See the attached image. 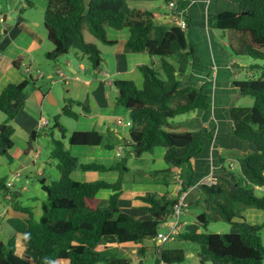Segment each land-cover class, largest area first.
Wrapping results in <instances>:
<instances>
[{"label": "trees", "instance_id": "1", "mask_svg": "<svg viewBox=\"0 0 264 264\" xmlns=\"http://www.w3.org/2000/svg\"><path fill=\"white\" fill-rule=\"evenodd\" d=\"M127 1L148 0H46L43 25L53 49L45 57L56 61L57 57L73 50L77 57H86L93 70L97 69L102 62L101 53L96 44L85 41L84 24L94 38L106 44L114 43L107 39L106 28H126L129 34L124 46L127 50L146 51L151 58L158 57L161 73L153 69V65H139L141 88L131 80L116 79L113 82L117 90L115 104L128 110L130 122L129 138L122 146L129 148L135 157L152 153L155 147H163L167 167L153 174L170 175L177 169L185 170L179 175V184L181 192H186L195 185L190 164L201 152V136L208 140L212 138L205 128L177 131L170 127L177 116L209 107L202 86L179 87V77L193 65L194 49L186 36L188 18L184 15V8L178 7L181 0H177L170 9L173 16L183 9L185 29L176 23L155 21L153 13L148 10L127 8ZM168 1L165 0L167 6ZM233 1L237 10L216 14L211 26L224 33L232 57L264 61V0ZM20 20L19 17L17 22ZM18 63L19 58L13 61L15 66ZM246 68L253 75L235 81V85L242 96L251 98L253 102L250 107H232L230 117L233 135L250 143L253 150L238 159L237 175L230 171L228 175L216 176L215 183L211 185L198 184L195 202L187 199L191 191L187 192L182 209L196 204L204 209L196 216V229L199 231L181 230L174 237L198 245V252L203 255L201 262L263 264L264 261V246L259 235L264 222L235 221V218H243L242 212L247 208L264 210V194L259 196L254 192L255 187L264 186V66L252 63ZM29 80L32 82L31 78ZM30 82L25 79L17 84L9 83L0 92V112L5 115L0 123V157L13 146L11 122L25 103ZM73 105L89 110L87 105L69 100L61 112L76 119L79 115L72 110ZM59 128L64 138V129ZM35 136L36 131H32L27 149L31 148ZM102 140V135L95 130L72 131L67 136L71 146H97ZM50 157L58 161L60 178L49 183L45 179L40 180L46 197L41 203L38 220L23 208L19 211L27 214L26 218L7 220L9 226L22 236L24 251L22 256L16 254L13 237L6 242L0 241V264H131L120 255L110 254L105 239L111 237L121 245L138 244L137 252L142 254L145 248L141 244L157 235L178 200V197L169 198L168 194L158 196L154 192H146L137 196L142 203L137 209L149 218L131 216L119 207L120 180L114 183L101 180L79 182L70 176L76 169L124 172L128 170L126 160L110 165L96 161L81 162L61 140H53ZM5 182V178H0V192L7 188ZM101 189L111 191L105 205L95 203V195ZM217 219L234 224L238 231L203 232L210 221ZM157 251L156 264H175L184 260L181 250L159 248Z\"/></svg>", "mask_w": 264, "mask_h": 264}, {"label": "crops", "instance_id": "2", "mask_svg": "<svg viewBox=\"0 0 264 264\" xmlns=\"http://www.w3.org/2000/svg\"><path fill=\"white\" fill-rule=\"evenodd\" d=\"M88 1L89 0H85V2ZM7 2L9 10L4 9L3 6L0 5L2 11L1 13H3L2 15L5 17L4 23L0 25V92L9 83L17 84L27 79L25 76H22V73H24L23 70L27 66L29 69L32 68L36 72V75L34 76L30 74V71V73L28 72L33 83L39 78H44L45 74H38V68L35 67L33 63L37 66L39 61L36 60V57L41 55L44 59L43 62H40L42 65L41 67L46 69L47 67L45 66H49L50 63L46 61L47 58L45 57V54L53 49L52 44L49 45L46 43V34L35 29L34 26L38 24L34 22L30 24L31 22H29L25 17H22L21 14L17 17V19L20 17L21 20L19 22H17V19L14 20V25L7 22V20L12 21L14 19L11 15L12 10L16 11L17 9H25L29 4L33 7L34 1L9 0ZM178 7L184 8V15L188 18L189 25L186 30V36L188 42L194 49L193 65L189 68V71L185 75L179 77V87L200 85L202 86V89L207 95L209 101V107L206 110L197 111V115L189 122L190 127L193 128L192 130L205 128L209 131L212 137L211 140H208L206 136H201L203 143L201 152L191 160L190 165L193 170V181L196 183L200 179L209 175H214L215 177L228 175L230 171L224 168V161L226 159L231 161L234 158L237 162H230L232 165L230 163L229 164L231 165V168L236 167L238 165V159L240 158L236 155L241 154L243 156L253 150V146L250 143L242 142L233 135V122L230 117V109L232 107L243 106L237 104L240 100H242L243 96L236 87L235 81L243 80L246 77L253 75V73L249 68H246L249 63L243 64V58L239 59L231 56L227 48V40L224 33L211 26V20L216 14L226 10H237V5L233 0H181L178 2ZM148 8L146 6V8H140V10H148L153 13ZM172 14L173 11L171 9L169 13L163 12L158 15L153 13V16L157 22L171 24L175 23L174 16ZM109 33H111L113 37H109ZM128 34L129 33L126 28L119 30L109 27L106 28L107 39L114 42L113 44L104 43L107 46L106 54H110L111 57L104 59V62L93 71L94 73L92 72L94 74L93 76L86 70L84 65L79 64V66L76 67L73 64V61L68 57L64 61L68 71L72 75L70 79L73 83L68 84L69 78L65 81V84H68L66 86L67 99L63 98V103L67 104V101L69 100L78 101L89 107V110L85 111L79 106L80 112L78 114L79 116L76 118L77 123L73 126L74 128H72L73 131L95 130L103 137L100 145L76 146L71 149L75 155L84 159L86 162L96 161L100 164L110 165L117 163L122 157V153H120V155L117 154V148L121 147L123 143H127L129 134L128 131L125 132L121 129L123 128L121 127L122 125H118L116 120L117 118L123 120V118L128 115V110L123 107L120 108L115 104L114 93L111 95L112 91H110V88L112 86L114 90H116L113 84L116 79H132V81L134 80L136 83H141L142 79L138 75L139 65H150V63L154 65L156 63V59L151 58L146 51L131 52L125 48L124 43ZM18 58L19 63L15 66L13 61L18 60ZM52 67V72L55 71V73H58V70L62 71L58 60L54 61V65ZM78 71H83L86 78L79 81V77L77 76ZM52 72L47 71L46 78L50 79L53 84L54 81H52ZM74 82H81V85ZM43 88H45V86H39L37 87V90L33 89L30 91V93L34 91L37 93L38 105L41 108H45L44 102L46 100L48 104H52V106L56 105L57 100L51 94L52 89H49L48 92H43ZM32 107L33 106L26 98L24 105L16 115L17 117L14 118L15 120L16 118L22 119L24 124L19 122L18 124L25 133L35 131V128L37 130L41 129L48 123V120L42 118L41 115H35ZM194 113H196V111ZM28 122L30 123L28 124ZM170 127L173 130L181 129L177 131H185V119L173 122ZM13 128L14 133H16L14 124ZM33 145H35V143ZM107 145H110L111 147ZM32 148L25 149L24 147L22 151L26 155H29ZM128 150L130 156L134 155L129 148ZM155 150H158V158L154 157ZM164 153L165 149L160 146L155 147L152 153H150L152 157H150L151 165L149 166V174L154 177L157 176L153 174L154 171L163 170L167 167L163 158ZM11 154L12 153L8 151L0 157V178L4 177L7 181V179L11 178L14 173L19 172L20 177L23 175L26 179L21 181L18 187H16L13 182L11 188H5L0 192L3 195V199L8 202V204L1 205L0 209V241L5 242V240H2L1 238V233L6 231V233L10 235L9 238H14L15 245H18L19 242L21 243L22 249L18 252V256H22L24 251L22 236L16 233L12 228L11 229L14 232L11 233L6 227L1 226V224L4 223V221L8 224L7 220L11 218H26L27 214L19 211V209L22 208L28 209L34 220H38L40 218L41 203L46 197L41 188L40 180L45 179L46 182L47 176L44 175L42 168L45 163H42L41 167L38 168L36 172L38 179L35 181L37 182V180H39V184L37 187L28 186L32 180L22 171L29 166L35 167L36 163L30 160L28 164L16 168L13 159L10 158ZM38 154L40 155V152L36 145V150L33 152V155L36 158L38 157ZM225 154H228L230 157L226 158ZM2 158L3 160H1ZM160 161L164 163H160ZM127 171H124V173ZM183 171L185 170L177 169L176 172H173L174 178H176L179 183L181 181V176L179 175L184 174ZM122 173L123 172H120L119 170L86 171L76 169L71 172L70 176L79 182L101 180L107 183H114L120 180V209L122 211H124V209L136 210L140 212L141 215H145L146 213L137 209L139 205H142L141 201L137 199V196L143 195L146 192H154L158 196L169 193L165 188V185L167 184L166 179H163L160 183L155 184L156 186L154 187L150 186L148 181H139L136 183L135 181L127 180ZM51 174L55 177V180L60 178L59 171L53 170ZM145 176L148 175L145 174ZM153 181L155 180L153 179ZM151 185L154 184L152 183ZM180 187L181 185L176 184V193H170L168 194V197L171 198V195L174 196L173 198H177V196L179 197L178 194L181 193ZM196 188L197 187H193L189 191H192L193 189L195 190ZM255 189L259 190L261 195L264 194V186H257ZM7 191L9 192L8 194L12 196L11 200L7 199ZM110 193L111 191L108 189L99 190L95 195V203L97 205H105ZM4 210L5 213H3ZM193 226L196 228L195 225ZM105 241L108 246L110 244L113 247H116L120 255H124L122 251L123 249H131V245H133L136 249V252L139 247L138 244H118L111 237L106 238ZM123 246L128 247L125 248ZM141 246L145 248L144 251L147 249L144 245V241ZM144 251L141 254L142 256L144 255ZM197 254V256L200 257L198 249Z\"/></svg>", "mask_w": 264, "mask_h": 264}, {"label": "rangeland", "instance_id": "3", "mask_svg": "<svg viewBox=\"0 0 264 264\" xmlns=\"http://www.w3.org/2000/svg\"><path fill=\"white\" fill-rule=\"evenodd\" d=\"M7 1L9 0H0V5L3 6L4 9H8L7 7ZM33 7L31 4L27 5V8L22 9L20 12V9L12 10L11 11V15L13 16V20H7V22L12 23L13 25L15 24V21L17 19V17L19 16V14H21L22 17H25L29 22H31L30 24H32V22L38 24L35 25V29L40 30V32H44L45 33V28L43 25V17H44V11L46 8V0H33ZM146 2V3H145ZM127 1L125 3L126 7L128 8H136V9H140V8H148L149 6V10H151L155 15L161 14L163 12L165 13H169L170 12V8L167 6L165 0H148V1ZM0 6V8H1ZM20 12V13H19ZM83 36L86 42H92L94 44H96L97 48L99 49L100 53H101V57H102V62H104L105 58L111 57V55L106 54V48L107 46L97 40L96 38H94L87 30L86 25L84 24L83 26ZM109 37H113L111 33H109ZM46 43H48L49 45H51V42H49V40H46ZM70 58L73 61L74 66H79V64L84 65V67L86 68V70L88 72L91 73V75L93 76L94 74V70L91 67L89 61L87 60L86 57H77L75 55V52L73 50H71L70 52H68L67 54L61 55L59 57H57L56 59L59 61L60 63V67L62 69L63 74L67 77L66 80L61 79L58 76V73L52 72L53 71V65H54V60H50V59H46V61L48 63H50L49 66H45L47 67L46 69L42 68L40 62H43L44 59L41 55H39L38 57H36V60H38V64L36 66V64L33 63V65L35 67L38 68V74H45L44 78L42 79H38L37 81L30 82V77H29V73L34 76L36 75V72L34 71V69H30L29 73H22V76H25L27 78V80L30 82L29 85H27L26 88V97L29 103H31L32 110L34 112L35 115H41L42 118L47 119L48 123L47 125L43 126L41 129H34L36 131V136H35V140H33L32 142V151L30 152L29 155H26L22 150L25 147V149H27L26 147V140L28 141L29 139V135L30 133H25L22 128L19 126L18 122L21 124H24V122L22 121V119L20 118H16L12 120L11 124L16 128V133H14L13 138L11 137L12 141H13V146L12 148L9 150L12 154H11V159H13L14 165H16L17 167H22L26 164H28L31 161H34L36 163L35 167L33 166H29L27 168L24 169V171H22L23 173H26L28 175V177L32 180L30 184H28V186H35L37 187V185L39 184V180H37V182L35 181L36 179H38V176H36V172L37 169L41 167L42 163H45V165L42 167L43 171H44V175L47 176V180L46 182L49 183L52 180H55V177L51 174V172L53 170L58 171L57 170V163L58 161L56 159H53L50 157V150L52 147V143L53 140H61L64 147L66 149L69 150V152L76 156L79 161L81 162H86L84 159L79 158L77 155H75L73 153V151L71 150L73 147H76V145L71 146L68 144L67 141V136L73 131L72 128H74L73 126H75V124L77 123L76 119L69 117L67 115H64L61 111V108L65 105L64 99H67V91H66V86L70 83L72 84L73 81L70 79L72 77V75L70 74V72L67 69L66 63L64 62L66 58ZM156 58V63L152 66L153 69H155L157 72L161 73V69L159 66V58ZM244 59V63H249V64H257V65H262L264 66V61H259V60H253L249 57H243ZM256 61V62H255ZM56 63V62H55ZM149 64V63H147ZM150 65H152L150 63ZM41 67V68H40ZM47 71H51L52 74V82L50 81V79L46 78V72ZM93 72V73H92ZM140 78L142 79V75L139 71ZM77 76L79 77V81L82 80L83 78H86L83 71H78ZM99 76V75H97ZM89 77V76H87ZM69 78V80H68ZM117 78V77H116ZM68 80V84H65V81ZM132 81V79H129ZM134 81V80H133ZM33 83V84H32ZM76 84L81 85V82H74ZM135 84V86L137 88H141L142 87V80L141 83H136L135 81L133 82ZM36 86V87H34ZM43 87L45 86V88H43V92H48V90L52 89L51 94L53 97H55V99L57 100V104L53 105L52 104H48V102H44V106L45 108H41L38 103H37V93L31 92L33 89L37 90V87ZM111 95L113 94L114 97L117 95L116 90H114V88L111 86L110 88ZM66 101V100H65ZM36 102V103H35ZM252 99L249 97H242V100H240L237 104L239 105H244V106H248L250 107L252 105ZM120 108H122L121 106H118ZM72 110L79 114L80 112V107L77 105H73L72 106ZM56 111V112H54ZM197 115V111L196 113L191 112V113H186L183 115H179L177 116L175 119H173V122H178V121H182L185 119V130H192L193 128L190 127L189 122L191 120H193L192 118L195 117ZM17 117V116H16ZM78 117V116H77ZM5 119V115L3 113L0 112V123L3 122ZM17 121V122H16ZM124 122L129 121V115H127L126 117L123 118ZM172 122V123H173ZM30 122H28L29 124ZM55 123H58V126L55 125ZM60 127H63L64 129V138H62V131L60 130ZM125 132L128 131L129 126H125L124 124L121 126ZM66 128V129H65ZM177 130H181V129H177ZM106 139V136H105ZM25 142V144H24ZM35 143V145H33ZM36 145L38 147V150L40 152V155L38 154V157H34L33 152H35L36 150ZM30 148V149H31ZM156 149H161V148H156ZM128 148L124 147L123 150L121 151L122 153V157L118 160H126L125 161V165L126 167H128V171L127 172H123L122 174L124 175V177L127 180L130 181H135L136 183L139 181L145 182L148 181L150 186H156L155 184L160 183V181H162L163 179H166L167 184L165 185L166 190L170 193H176L175 189H176V184H179V181L177 182V179L174 178V174L171 173L170 175H167L166 173H161L158 174L157 176H152L151 174H149V166L151 165V160L150 157H152V155L150 153H144L142 154L139 158L138 157H134V155L130 156L129 152H128ZM158 150H155V154L154 157L158 158ZM226 158L230 157L228 154H225ZM28 156V157H27ZM241 157L242 155H236ZM7 158V157H6ZM4 158V159H6ZM237 158V157H236ZM3 160V158L1 159ZM116 160V161H117ZM231 160V159H230ZM87 162H91V161H87ZM230 162H237L236 159H232L231 161H229V159H226L224 161V168L226 170H229L231 172H233L235 175H237V170H238V165L236 167H232L229 164ZM160 163H164L162 161H160ZM54 164V166H53ZM236 165V164H235ZM121 174V175H122ZM145 174H147L148 176H145ZM6 176V175H3ZM214 176V175H212ZM4 178V177H2ZM26 178L22 175V177H20L18 180L14 181V185L16 187L19 186V183L21 181H24ZM153 179L155 181H153ZM176 179V180H174ZM175 181V182H174ZM154 185H151V184ZM25 184V183H24ZM181 185V184H179ZM153 188V187H152ZM197 188L194 190H192L187 199H189L192 202L196 201V194H198V192H196ZM255 194L256 195H261V192L259 190L255 189ZM179 195V194H178ZM174 196L171 195V198H173ZM178 197V196H177ZM177 202V201H176ZM4 204H8V202L3 199V195L2 193H0V209H1V205ZM204 209L201 207L200 204H196L195 206H188L187 208H183L182 212L179 216V224H180V231H185V230H190V231H195L198 232L199 230L196 229L193 225H197V220H196V216L200 215L201 213H203ZM124 212H126L127 214L134 216V217H138L140 219H148L149 216L147 214H142L136 210H130V209H124ZM242 217L241 219L235 218V221H241L244 220L248 223L251 224H261L262 222H264V210H257L254 208H247L244 210V212L242 213ZM1 226H4L8 229V231H10L11 233L14 232L10 226H8V224L4 221V223L1 224ZM194 227V228H193ZM203 232H213V233H230V232H237L238 229L237 227L232 224V223H228L225 222L224 220L221 219H217V220H212L208 223L207 227L202 229ZM4 231V230H3ZM159 231L161 232H166V228L164 225H161L159 227ZM2 235V240H5V242L8 240L9 238V234L6 233V231L1 233ZM259 235L261 238V242L264 246V227L260 229L259 231ZM109 244V243H108ZM144 245L147 247V249L144 251V255L142 256L141 254H139L138 252H136V249L133 247V245H131V249H123V254L126 255H120V253H118L117 248L113 247L112 245L109 244L110 250L109 253L110 254H116L117 256H122L123 258H125L126 260H128L131 264H155L156 259L158 258V248H156L155 242L152 239H145L144 240ZM113 247V248H112ZM123 247H128V246H123ZM116 248V249H114ZM160 248L162 250H168V249H178L181 250L182 253L184 254V260L180 263H175V264H211L209 261H204L201 262L200 259L201 257L197 256V249H198V245L191 243V242H185L184 240H181L179 238H175V239H171L167 242H165L164 244H162L160 246ZM22 249L21 243L19 242L18 245H15V250H16V254L18 255V252ZM121 251V252H122ZM193 251V254H192ZM141 256H139V255ZM193 256H192V255ZM20 256V255H19ZM264 264V261H263Z\"/></svg>", "mask_w": 264, "mask_h": 264}, {"label": "built area", "instance_id": "4", "mask_svg": "<svg viewBox=\"0 0 264 264\" xmlns=\"http://www.w3.org/2000/svg\"><path fill=\"white\" fill-rule=\"evenodd\" d=\"M176 1L177 0H170V1H168L169 8L174 7V5L176 4ZM1 12L2 11H1V8H0V25H2L4 23V21H5V17H4V15H2L3 13H1ZM182 12H183V9L181 8L179 10V13L176 14V15H174V20L176 21L175 23L177 25H179L181 29H185V18L183 17ZM29 71H30V69L28 68V66L25 67L24 70H23L24 73H28ZM58 76L61 79H64V80L67 79V77L63 74V72L61 70H58ZM116 123L118 125H123L124 124L125 126H130V122L129 121L124 122L120 118H117ZM122 149H123L122 146L117 148V154L118 155H120ZM230 164L232 165V163H230ZM19 178H20V173L19 172L14 173L12 175V177L9 178V179H7V181L5 182L6 183V187L8 189L11 188L12 185H13V182L15 180H18ZM213 183H215V176L209 175L207 177H204V178L200 179L191 188L197 187L198 184L211 185ZM188 191L181 192L180 196L178 197L177 202L172 206L171 211L169 212V214H167L165 220L161 224V225H164L165 226L166 232L159 231L157 233V235L152 239L155 242L156 248L157 247L160 248V246L162 244H164L165 242H167V241H169L171 239H174V237L179 233V231H180V224H179V221L178 220H179V216H180V214L182 212V203H183V201H184V199H185ZM6 193H7V199L8 200H11L12 199V196L10 194H8L9 193L8 191ZM3 213H5V210L3 211Z\"/></svg>", "mask_w": 264, "mask_h": 264}, {"label": "water", "instance_id": "5", "mask_svg": "<svg viewBox=\"0 0 264 264\" xmlns=\"http://www.w3.org/2000/svg\"><path fill=\"white\" fill-rule=\"evenodd\" d=\"M200 257H203V255L200 254Z\"/></svg>", "mask_w": 264, "mask_h": 264}]
</instances>
